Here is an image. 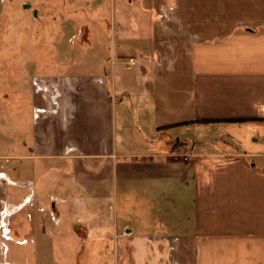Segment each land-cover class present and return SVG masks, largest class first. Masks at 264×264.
I'll return each mask as SVG.
<instances>
[{"label":"crops","instance_id":"0c3cea01","mask_svg":"<svg viewBox=\"0 0 264 264\" xmlns=\"http://www.w3.org/2000/svg\"><path fill=\"white\" fill-rule=\"evenodd\" d=\"M96 3L122 30H96L110 68L32 77L0 53V264H37L57 163L127 203L116 264H264V0Z\"/></svg>","mask_w":264,"mask_h":264},{"label":"rangeland","instance_id":"374dc122","mask_svg":"<svg viewBox=\"0 0 264 264\" xmlns=\"http://www.w3.org/2000/svg\"><path fill=\"white\" fill-rule=\"evenodd\" d=\"M96 1L0 0V53L11 55L17 51L16 57L10 61L28 70L32 77L36 74L63 75L78 70H94L100 66L98 60H106L110 68L108 51L102 52L101 47L95 44L96 30L101 29V25L109 44L112 36L122 30L115 26L117 18L110 7L98 9ZM85 27L93 34V38L90 35L91 46L82 41ZM1 38L6 39V44ZM136 54L137 66L140 67L141 57L139 52ZM116 71L124 72L122 65H117ZM55 166L54 173H41L39 182L45 191L49 179L67 187L65 192L61 186L49 190L65 199L57 205L63 216L56 217L55 224L50 216L39 222L44 226L49 223L50 232L33 234L37 242V264H116L113 239L116 230L122 229L123 221L127 219V203L115 191L113 194L111 183L103 187L108 194L101 197V205L96 207L97 203L89 196L96 187L85 185L81 171L70 163L64 167L58 163ZM90 171L95 174L94 168ZM96 179L98 175L94 176V181Z\"/></svg>","mask_w":264,"mask_h":264},{"label":"built area","instance_id":"2783aa9c","mask_svg":"<svg viewBox=\"0 0 264 264\" xmlns=\"http://www.w3.org/2000/svg\"><path fill=\"white\" fill-rule=\"evenodd\" d=\"M137 64V61L135 58L130 57L127 61H126V66L128 68H132L133 66H135Z\"/></svg>","mask_w":264,"mask_h":264},{"label":"trees","instance_id":"16d2710c","mask_svg":"<svg viewBox=\"0 0 264 264\" xmlns=\"http://www.w3.org/2000/svg\"><path fill=\"white\" fill-rule=\"evenodd\" d=\"M214 119H206L205 121H210ZM244 118H230V119H216L215 121H244Z\"/></svg>","mask_w":264,"mask_h":264}]
</instances>
